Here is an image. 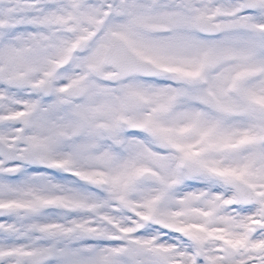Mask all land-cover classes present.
Masks as SVG:
<instances>
[{"label":"snow or ice","instance_id":"obj_1","mask_svg":"<svg viewBox=\"0 0 264 264\" xmlns=\"http://www.w3.org/2000/svg\"><path fill=\"white\" fill-rule=\"evenodd\" d=\"M0 264H264V0H0Z\"/></svg>","mask_w":264,"mask_h":264}]
</instances>
